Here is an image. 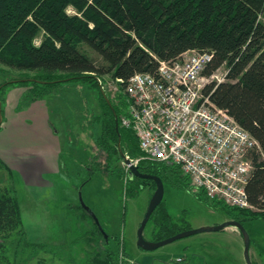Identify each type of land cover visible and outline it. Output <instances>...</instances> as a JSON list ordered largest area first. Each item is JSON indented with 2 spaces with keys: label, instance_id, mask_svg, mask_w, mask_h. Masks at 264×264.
I'll return each instance as SVG.
<instances>
[{
  "label": "trees",
  "instance_id": "trees-1",
  "mask_svg": "<svg viewBox=\"0 0 264 264\" xmlns=\"http://www.w3.org/2000/svg\"><path fill=\"white\" fill-rule=\"evenodd\" d=\"M69 5L76 12L69 13ZM41 32L43 37L36 43L35 37ZM83 43L94 49L101 60L87 52ZM193 47L212 51L206 74L227 64L228 77L210 82L205 91L261 144L262 151L252 154L253 168L246 183L253 207L225 206L229 211L239 209L232 215L237 219L240 213L264 217V0H0V61L35 70L1 85L31 83L35 98L67 80H92L100 91L103 108L99 114L103 116L102 121L99 119L101 132L95 141L106 151L105 162L100 161L106 167L112 160L124 158L121 151L137 156L142 150L135 131L120 122L125 100L110 104L100 75L108 73L126 81L137 71L156 73L159 59H173ZM138 165L143 172L160 175L164 182L183 185L186 179L189 183V177L177 164L141 159ZM5 167L8 165L0 158V170ZM121 173L125 176L126 170L121 168ZM126 181V192L130 189L136 193L147 184L156 188L151 177L130 175ZM67 208L69 213L73 208L78 219V225L75 222L72 228H83L81 241L90 239L97 244L99 238L103 243V248L86 251L84 264H120L121 251L123 257H129L121 244L118 248L111 245V235L105 236L96 216L81 201L68 203ZM152 216L156 225L154 240L173 234L168 232L171 216L162 201ZM23 231L16 187L0 178V263L6 257L5 239ZM25 242L51 247L28 239ZM124 264L130 263L124 260ZM132 264H138L137 260Z\"/></svg>",
  "mask_w": 264,
  "mask_h": 264
},
{
  "label": "rangeland",
  "instance_id": "rangeland-1",
  "mask_svg": "<svg viewBox=\"0 0 264 264\" xmlns=\"http://www.w3.org/2000/svg\"><path fill=\"white\" fill-rule=\"evenodd\" d=\"M67 11L74 13L76 8L69 5ZM42 37L41 32L35 37V42L39 43ZM82 46L99 61L101 60L99 54L89 45L83 43ZM33 73L35 70L20 69L0 61V113L3 120L2 125V120L0 122V145H6L15 162L22 164L21 166L26 169L35 167V150L38 144L36 133L44 127L40 118L36 117L37 103L31 93L32 84L19 82L7 83L5 86L1 84L7 79L17 80ZM100 77L103 90L111 101L119 103L125 100L126 94L118 88L114 78L108 73ZM13 88H16L19 96L10 106L7 105L6 94ZM99 93L98 86L92 80L72 79L60 84L55 92L47 95V98L52 103L49 117L52 124L51 122L50 124L61 137L58 153L63 172L75 184L73 185L77 192L81 191L83 201L93 209L102 227L111 235V245L118 248L121 244L138 264H249L245 255V235L238 224L186 234L153 249H146L138 244V229L155 188L147 184L140 186L136 193L130 189L126 192L127 181L121 173V168L125 169L124 158L112 160L109 167L101 163L105 162L107 155L95 141L96 136L101 132L100 121L103 117L99 115L103 109ZM8 107L12 110L11 118L7 113ZM21 114L24 116L18 122H11L13 117ZM9 170V167L2 168L0 178L3 183L15 185L19 203L20 198L25 199L22 209L25 220L31 224V228H35L40 212L43 211V205L28 201L29 189L21 190L17 178L15 179V171L11 173ZM92 170L96 172L92 173ZM183 182L185 183L183 185L165 182L162 204L170 213L172 222L168 232L174 234L203 225H216L228 219H237L232 215L239 212V209L229 211L223 201L208 199L204 191L197 192L186 179ZM66 192L64 187L56 189L57 205L67 196ZM48 207L51 208L50 205ZM66 213L70 222L66 241L50 243L31 240L22 219L24 231L14 232L5 239L6 257L0 264H41V261L50 259L59 260L63 264H84L86 251H93L97 246L103 248V243L99 238L97 244L95 240L90 239L86 243L81 241L79 236L83 233V228H72L75 222L78 225L73 208H70V214L66 207ZM238 220L250 237V258L256 264H264V217H251L240 213ZM234 226L237 230H233ZM155 227L152 216L144 228L145 237L153 239ZM41 232L44 236L52 234L50 228L48 232L47 228H43ZM27 239L32 242H43L51 247L31 246L26 244Z\"/></svg>",
  "mask_w": 264,
  "mask_h": 264
},
{
  "label": "built area",
  "instance_id": "built-area-1",
  "mask_svg": "<svg viewBox=\"0 0 264 264\" xmlns=\"http://www.w3.org/2000/svg\"><path fill=\"white\" fill-rule=\"evenodd\" d=\"M211 59V50L193 47L173 59H159L156 73L137 71L126 81L115 78L126 94L120 122L135 131L142 150L137 156L126 153L130 162L123 159L125 179L130 164L141 159L173 163L209 199L252 207L246 183L253 168L252 154L262 151L261 144L205 91L210 82L228 77L226 63L205 73ZM120 256V264L135 262L123 257L122 251Z\"/></svg>",
  "mask_w": 264,
  "mask_h": 264
},
{
  "label": "crops",
  "instance_id": "crops-1",
  "mask_svg": "<svg viewBox=\"0 0 264 264\" xmlns=\"http://www.w3.org/2000/svg\"><path fill=\"white\" fill-rule=\"evenodd\" d=\"M55 90L45 95L35 97L38 108L35 109L37 113V115H35L37 118H40V121H42L44 125V127H42V129L40 128L36 133L38 144L35 150V167L26 169L21 166L22 164H17L13 155L8 152L6 145H0V158L13 172L15 171V179L17 178L18 180V186H21V190L29 189L30 191V199L27 198L28 201L31 203L33 201L39 202L43 205V211L40 212V217L34 226L35 228H31V224L25 220V214L22 211L25 199L20 198L22 219L29 238L35 241H46L50 243H60L67 240L70 231V222L66 213V207L69 202H78L80 200L79 191L77 192L74 186L75 184L68 178L66 173L63 172L61 160L59 158L60 155L58 153L61 145V137L54 126L51 125L52 122L49 118L52 112V103L48 100L47 95L55 92ZM18 96L16 88L10 89L6 94L7 105L11 106L12 103H15ZM11 111L12 110L8 107L7 113H9L8 115L10 118L13 116ZM23 116L24 115L21 114L13 117L11 122H18ZM2 123L3 120L1 125ZM32 169L35 171H32ZM21 181L23 184H21ZM60 187H64L65 192L67 191V196L57 205L58 196L56 189ZM54 204L57 206L54 207ZM49 205L51 208L48 207ZM43 228H47V232L48 228H50L52 234L50 236H48V234H45L46 236L42 235L44 234L41 232ZM233 230H237L235 226ZM129 257L132 256L129 255ZM43 264L63 263L59 260L50 259Z\"/></svg>",
  "mask_w": 264,
  "mask_h": 264
},
{
  "label": "water",
  "instance_id": "water-1",
  "mask_svg": "<svg viewBox=\"0 0 264 264\" xmlns=\"http://www.w3.org/2000/svg\"><path fill=\"white\" fill-rule=\"evenodd\" d=\"M104 95L106 96L108 101L111 103V100L109 99V97L106 95L105 92H104ZM1 120H2V114L0 113V122H1ZM116 126H117V129H118L119 128V121H118L117 118H116ZM118 143L120 144V136H119V142ZM121 154L123 155V157H124L126 162H130V158L128 156H126L124 151H121ZM130 175L131 176L138 175V176H141V177H151V178H153L156 181V188H155V190H154V192L152 194V197H151L150 202H149V206L147 208L145 216H144V218H143V220H142V222H141V224L139 226V229H138V244L141 247L146 248V249H153V248H156V247H158V246H160V245H162V244H164L166 242H169L171 240H174V239H176V238H178L180 236L186 235V234H190V233L201 231V230H205V229H219V228L225 227V226H227L229 224H238L241 227V229L243 230L244 235H245V240H246L245 255H246V259H247L249 264H254V262L250 258V254H249V244H250L249 234H248L247 230L244 228V226L241 223V221L238 220V219H228V220H226V221H224L222 223L216 224V225H203V226H200V227L187 229V230L174 233L172 235H169L167 237H164V238H161V239H158V240L149 239V238L145 237L144 228L146 226V223L148 222V220H149L152 212L154 211V209L157 207V205L162 201V199L164 197L165 182H164V180L162 179V177L160 175L154 174V173H149V172H143V171L140 170L139 165L138 164H134V163L130 164ZM79 198H80L81 203L85 207L89 208L91 213H93L96 216V219H97L99 227L101 228V230L103 231L105 236H108V233L102 227V225H101L96 213L93 211V209L88 204H86L83 201L82 194H81L80 190H79Z\"/></svg>",
  "mask_w": 264,
  "mask_h": 264
},
{
  "label": "bare ground",
  "instance_id": "bare-ground-1",
  "mask_svg": "<svg viewBox=\"0 0 264 264\" xmlns=\"http://www.w3.org/2000/svg\"><path fill=\"white\" fill-rule=\"evenodd\" d=\"M209 65V64H208ZM114 82H115V80H114ZM214 83V82H213ZM122 94H124V93H122ZM123 96V95H122Z\"/></svg>",
  "mask_w": 264,
  "mask_h": 264
}]
</instances>
